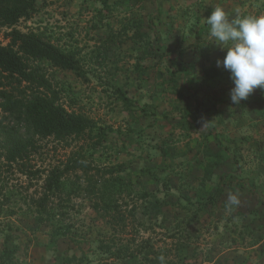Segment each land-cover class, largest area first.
Wrapping results in <instances>:
<instances>
[{
    "label": "rangeland",
    "instance_id": "obj_1",
    "mask_svg": "<svg viewBox=\"0 0 264 264\" xmlns=\"http://www.w3.org/2000/svg\"><path fill=\"white\" fill-rule=\"evenodd\" d=\"M60 1L39 0V12L17 28L41 32L74 54L75 70L46 59L31 65L43 71L61 104L85 114L95 126L79 137L42 138L0 108V264H25V228H41L56 244L77 248L79 264L96 253L102 260L146 258L158 252L150 242L159 240L168 245L165 257L171 261L180 253L192 254V248L176 244L192 238L190 220H200L198 209L213 207L205 201L208 196L224 189L210 180L181 184L179 164L190 161L192 153L176 147L174 129L165 128L166 121L175 124L171 113L180 90L185 97L190 94L178 84L167 90L160 67L173 64L172 58L158 47L143 11L130 17V0H107L109 9L104 0H64L74 7ZM235 1L246 4L244 16H264V0ZM142 34L151 41L145 50L133 41V35ZM6 127L33 136L23 164L5 158ZM77 152L91 167L64 170L68 156Z\"/></svg>",
    "mask_w": 264,
    "mask_h": 264
},
{
    "label": "crops",
    "instance_id": "obj_2",
    "mask_svg": "<svg viewBox=\"0 0 264 264\" xmlns=\"http://www.w3.org/2000/svg\"><path fill=\"white\" fill-rule=\"evenodd\" d=\"M195 1L190 4L189 0H130L127 11L131 18L140 17L143 11V20L148 25L152 20L157 44L161 43L172 58L173 64L160 67L167 90L178 84L187 94V85L183 82L190 81L192 88L200 89L198 94L207 104V116L199 119L193 96L185 97L180 90L178 107L175 106L171 113L175 124L166 121L165 129L171 127L178 137L176 147H184L185 154L192 153L190 161L179 164L181 184L200 183L206 169L205 180L213 185H219L225 174L238 178L241 184L226 186L222 193L210 194L208 200L213 197L210 204L213 207L198 209L200 220L191 221L192 238H182L176 244L180 249L192 248V254L180 253L171 261L173 257H165L168 245L159 240L158 244L150 242V248L158 252L149 258L127 256L102 260L96 253L91 261L80 264H161V255L165 264H264V89H255L241 104L231 103L230 73L216 63L223 59L226 49L221 50L212 43L210 26L206 23L217 6L223 7L231 20L238 14L245 15L246 4H238L235 0ZM182 2L188 4H180ZM59 3L77 6L64 0ZM189 26L195 28L189 29ZM184 65L188 70H183ZM204 69L208 71L207 77ZM171 77L176 81H171ZM170 119L169 116L167 120ZM167 142L166 147L171 145ZM189 171L190 176L186 177ZM229 194L238 195L239 205L228 203ZM186 213L183 215L187 216ZM25 231L29 233L24 237L29 242L25 264H79L75 261L79 253L77 248H70L64 241L62 246L56 244L54 237L41 228L32 231L25 228ZM31 238L33 241H29ZM180 257L182 260L175 263Z\"/></svg>",
    "mask_w": 264,
    "mask_h": 264
},
{
    "label": "trees",
    "instance_id": "obj_3",
    "mask_svg": "<svg viewBox=\"0 0 264 264\" xmlns=\"http://www.w3.org/2000/svg\"><path fill=\"white\" fill-rule=\"evenodd\" d=\"M104 3V6L109 9L107 0H104ZM39 9V0H0V31L2 32V40L0 39V108L11 118L29 128L34 136L53 137L58 141L79 137L92 130L95 126L93 121L85 114L61 104L57 92L53 90L43 71L39 74L37 67L31 65L32 62L46 59L55 67L75 70L74 54L65 51L51 39L45 38L41 32L34 30L24 32L17 28L21 20L32 19ZM151 22L148 25L149 29L152 28L155 37H158L153 22ZM147 35L142 34V38L133 35V41L142 46L144 50L151 44V41L147 40ZM158 47L163 49L164 54L166 53L161 43L158 44ZM183 68V70H188L186 65ZM204 76H208V71L205 69ZM41 78L45 80L42 82ZM187 81H189V77ZM185 83L187 93L193 94L196 111L201 116L199 119H204L208 110L204 98L198 94L200 89L190 88V81ZM122 97L126 103L129 101L124 94ZM186 114L188 115L189 111ZM6 131L8 141L6 160L10 163L23 164L25 159L29 158L32 152L31 148L35 144L32 134L26 132L28 135L24 134L23 136L19 133L21 129L16 131L7 129V127ZM77 153L76 156H68L64 170H86L91 167L85 158L80 156L79 152ZM219 157L221 156L219 155ZM207 175L206 169L202 181H206ZM234 184L236 186L241 183L238 178L234 179L233 176L225 174L220 178L219 187L221 189L226 186H234ZM205 201L212 204L213 197ZM3 204L4 200H1L0 211ZM191 221L194 220L191 219Z\"/></svg>",
    "mask_w": 264,
    "mask_h": 264
},
{
    "label": "clouds",
    "instance_id": "obj_4",
    "mask_svg": "<svg viewBox=\"0 0 264 264\" xmlns=\"http://www.w3.org/2000/svg\"><path fill=\"white\" fill-rule=\"evenodd\" d=\"M210 36L221 50L226 49L223 59L217 60L230 73L233 87L230 100L241 104L257 88L264 89V16H240L229 20L223 7L217 6L208 16ZM228 203L239 205L238 195L229 194ZM165 264L163 255L159 257Z\"/></svg>",
    "mask_w": 264,
    "mask_h": 264
}]
</instances>
